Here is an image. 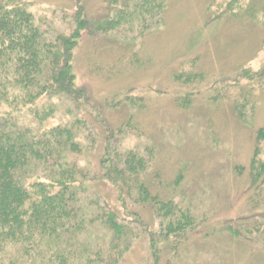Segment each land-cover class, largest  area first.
<instances>
[{
    "label": "rangeland",
    "instance_id": "1",
    "mask_svg": "<svg viewBox=\"0 0 264 264\" xmlns=\"http://www.w3.org/2000/svg\"><path fill=\"white\" fill-rule=\"evenodd\" d=\"M32 2L29 12L52 38L72 26V11L65 3ZM82 3L88 28L73 52L72 68L75 84L89 104L70 106L84 128L82 143L94 141L102 148L105 127L116 131L130 121V133L105 136L109 149L147 152L151 169L146 180L152 193L181 207L191 206L197 217L177 257L171 256L172 244L160 235L163 260L264 264L255 247L221 231L225 221L264 211V187L247 192L246 171L256 133L264 129V76L259 75L264 70V0H165L160 20L147 16L144 27L134 22L132 29L106 33L96 28L112 14L114 1ZM245 9L251 16L240 19ZM242 70L259 76L238 87L230 84ZM179 72L203 79L183 88L172 79ZM186 93L194 95L191 106L183 109L178 102ZM124 95L132 99L131 105ZM237 100L242 103V120L235 113ZM66 107L63 101L44 99L36 110H53L45 121L51 127L73 120L74 115H65ZM18 121L37 128L27 113L19 114ZM91 157L88 154L87 161L94 162ZM91 194L98 195L93 190ZM135 211L150 223L152 232L160 231L149 207L136 206ZM134 230L138 237L119 264H151L148 238L139 227Z\"/></svg>",
    "mask_w": 264,
    "mask_h": 264
},
{
    "label": "trees",
    "instance_id": "2",
    "mask_svg": "<svg viewBox=\"0 0 264 264\" xmlns=\"http://www.w3.org/2000/svg\"><path fill=\"white\" fill-rule=\"evenodd\" d=\"M32 1L0 0V264H119L138 237L134 227L148 238L151 264H171L161 257L157 239L163 235V241L172 244L171 256L177 257V248L197 225L193 208L152 193L146 180L151 169L147 152L109 149L105 136L130 133V121L116 131L105 127L102 148L94 141L82 143L83 125L70 109L72 104L76 109L89 104L72 68L73 52L88 28L82 0H51L65 3L73 18L65 34L53 38L29 12ZM113 1L112 14L102 18L97 31L132 29L134 22L144 27L147 16L160 20L166 7L165 0ZM249 12L245 9L239 18L251 16ZM254 75L242 70L230 84L249 83L264 76V70ZM172 79L186 88L203 78L179 72ZM193 95L186 93L179 105L188 109ZM44 99L65 102V115H74L73 120L46 127L53 110H36ZM131 100L124 95L128 104ZM241 105L237 100L240 120ZM22 113L29 114L37 128L21 124ZM262 143L264 129L256 133L246 167L249 193L264 187ZM88 154L94 162L87 161ZM136 206L149 207L159 232L151 231ZM246 216L225 221L221 231L255 247L264 260V211Z\"/></svg>",
    "mask_w": 264,
    "mask_h": 264
}]
</instances>
